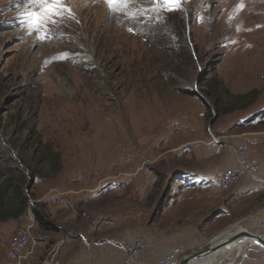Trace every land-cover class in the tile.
<instances>
[{
	"label": "rangeland",
	"instance_id": "374dc122",
	"mask_svg": "<svg viewBox=\"0 0 264 264\" xmlns=\"http://www.w3.org/2000/svg\"><path fill=\"white\" fill-rule=\"evenodd\" d=\"M64 2L71 13L41 40L27 26L26 0H0V158L22 155L31 165V208L48 215L59 205L53 196L72 194L75 227L98 226L115 240L116 264H125L117 250L130 239L158 244L175 236L174 220L162 213L182 179L170 173L171 148L204 146L210 131L227 138L217 149L221 160L233 158L238 143L264 159V0H181L172 11L160 0H129L114 11L105 0ZM211 79L230 94L257 97L218 115L204 86ZM175 121L179 129L171 128ZM51 154H59L60 169ZM31 216L30 209L0 222V264H8L9 240ZM251 221L238 227L256 234ZM215 236L194 235L208 247ZM250 245L224 264H264V253Z\"/></svg>",
	"mask_w": 264,
	"mask_h": 264
},
{
	"label": "crops",
	"instance_id": "0c3cea01",
	"mask_svg": "<svg viewBox=\"0 0 264 264\" xmlns=\"http://www.w3.org/2000/svg\"><path fill=\"white\" fill-rule=\"evenodd\" d=\"M209 135L210 141L204 146L188 143L185 146L173 147L169 152L170 173L172 176L174 174L180 175L182 179L173 183L174 196L167 198L168 205L164 207L162 213L164 215L169 214L174 220L170 231L175 236L169 240L164 239L158 244L148 243V262H155L163 256L167 248L172 246L171 243H174L173 246H175V244L190 242L195 238L196 233H213L217 236L237 223L240 224L253 219L256 223H254L255 226L257 225L255 233L264 235V228L257 223V221L264 220V205L261 206L262 204L258 199V192L261 189L260 183L264 182L260 180L261 178L264 179L262 154L254 152L255 157L262 164V169L256 177H251L252 180L249 178V181L240 180L228 190L219 188L211 190L209 183L220 175L229 164L235 163L236 155L234 147L233 158L221 160L217 149L223 146L227 138L217 136L210 131ZM215 140L219 142H215ZM69 194L67 192L53 196L59 205L56 209H52L48 215L50 220L55 222L58 231H40L42 235L37 241L35 252L30 258L29 264H53L55 262L57 264H116V243L113 239L109 240L107 232H103L107 236H102L97 225V228H86L88 230L83 228L79 230L75 227L78 210L69 207L68 202H73L69 199ZM240 214H248V216L252 214L254 218L239 220L237 219L239 217L235 216ZM57 215H59V220L55 218ZM212 216L214 219L209 220ZM103 217L104 215L100 218ZM122 250L121 252L120 250L117 251L123 255ZM256 252L264 253V250L256 247Z\"/></svg>",
	"mask_w": 264,
	"mask_h": 264
},
{
	"label": "built area",
	"instance_id": "2783aa9c",
	"mask_svg": "<svg viewBox=\"0 0 264 264\" xmlns=\"http://www.w3.org/2000/svg\"><path fill=\"white\" fill-rule=\"evenodd\" d=\"M171 128L179 129L180 123L172 122ZM215 142L219 141L215 140ZM235 155V163L209 183L211 190L228 189L241 178L256 176L260 173L262 164L259 159L252 156L247 143H238L235 147ZM33 218V216L30 217L31 223L26 228L10 238L6 254L8 264H29L38 241L34 235L35 222ZM257 223L264 228V220L257 221ZM206 247H208V243H202L198 238H193L190 242L167 248L164 255L155 262H148V243L142 238H134L123 246V258L125 264H180L185 257L196 254Z\"/></svg>",
	"mask_w": 264,
	"mask_h": 264
},
{
	"label": "trees",
	"instance_id": "16d2710c",
	"mask_svg": "<svg viewBox=\"0 0 264 264\" xmlns=\"http://www.w3.org/2000/svg\"><path fill=\"white\" fill-rule=\"evenodd\" d=\"M204 86L207 88L208 95L214 101L215 111L218 115L230 114L250 107L257 97L256 91L239 95L230 94L229 91L225 90L224 83L216 79L204 81ZM35 154L38 155L39 152L37 151ZM51 157L57 163L55 166L57 165L60 169L59 154L53 156L51 154ZM0 163L4 164L0 166V222L18 221L26 216L31 209L40 230L58 231L57 226L50 221L43 207L40 205L30 207V198L35 199L32 189L36 177L33 169L29 167L31 165L25 162L22 155L18 157V160L9 159V162L0 158ZM18 163L30 172L31 178L28 179L25 176L23 169L20 171L15 168L14 164Z\"/></svg>",
	"mask_w": 264,
	"mask_h": 264
},
{
	"label": "snow or ice",
	"instance_id": "6c2138e0",
	"mask_svg": "<svg viewBox=\"0 0 264 264\" xmlns=\"http://www.w3.org/2000/svg\"><path fill=\"white\" fill-rule=\"evenodd\" d=\"M111 10L118 6H127L129 0H105ZM167 10H178L181 0H160ZM29 8L23 13L27 17L26 23L30 32H35L38 39H48V26L56 25L64 19V13H71L64 0H26Z\"/></svg>",
	"mask_w": 264,
	"mask_h": 264
},
{
	"label": "water",
	"instance_id": "95a60500",
	"mask_svg": "<svg viewBox=\"0 0 264 264\" xmlns=\"http://www.w3.org/2000/svg\"><path fill=\"white\" fill-rule=\"evenodd\" d=\"M240 225L239 223L235 224ZM235 225L233 227H235ZM228 228L222 233L215 236L213 239L216 243H211L209 247L202 249L201 251L197 252L196 254L190 255L185 257L180 264H190L191 262L204 259L210 255L218 254L223 248L227 247L228 245L232 244L235 241H238L241 238H248L254 241V246L259 247L260 249L264 250V235H257L252 234L248 231H244L242 234L234 235V228ZM210 244V243H209Z\"/></svg>",
	"mask_w": 264,
	"mask_h": 264
},
{
	"label": "bare ground",
	"instance_id": "6f19581e",
	"mask_svg": "<svg viewBox=\"0 0 264 264\" xmlns=\"http://www.w3.org/2000/svg\"><path fill=\"white\" fill-rule=\"evenodd\" d=\"M237 227V228H236ZM234 228V235L242 234L244 230L242 227H238V225ZM210 243H216L214 239ZM251 244L250 246L254 247V241L248 238H241L238 241L233 242L232 244L228 245L227 247L223 248L218 254L210 255L204 259H198L190 264H224V261L233 258L232 256L234 253L239 251L242 247L246 246L247 244ZM236 255V254H235Z\"/></svg>",
	"mask_w": 264,
	"mask_h": 264
}]
</instances>
